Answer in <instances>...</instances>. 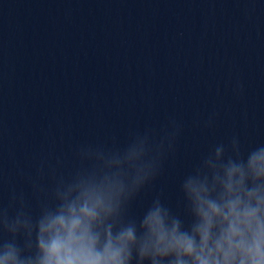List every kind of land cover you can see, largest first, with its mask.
I'll use <instances>...</instances> for the list:
<instances>
[{"label": "water", "instance_id": "obj_1", "mask_svg": "<svg viewBox=\"0 0 264 264\" xmlns=\"http://www.w3.org/2000/svg\"><path fill=\"white\" fill-rule=\"evenodd\" d=\"M169 119L182 126L175 152L134 215L161 190L175 209L213 145L264 144V0H0L4 205L15 191L37 212L41 162L59 158L66 174L77 145L122 144Z\"/></svg>", "mask_w": 264, "mask_h": 264}, {"label": "clouds", "instance_id": "obj_2", "mask_svg": "<svg viewBox=\"0 0 264 264\" xmlns=\"http://www.w3.org/2000/svg\"><path fill=\"white\" fill-rule=\"evenodd\" d=\"M181 131L169 119L122 144H79L66 174L59 158L41 162L37 212L23 193L0 202V264H264V144L245 148L233 135L213 145L181 177L175 209L161 190L131 212Z\"/></svg>", "mask_w": 264, "mask_h": 264}]
</instances>
